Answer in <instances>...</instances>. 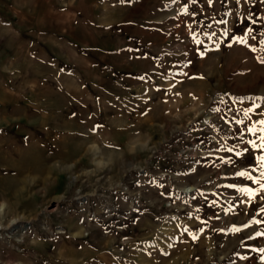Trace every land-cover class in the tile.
<instances>
[{"label": "rangeland", "instance_id": "rangeland-1", "mask_svg": "<svg viewBox=\"0 0 264 264\" xmlns=\"http://www.w3.org/2000/svg\"><path fill=\"white\" fill-rule=\"evenodd\" d=\"M166 31L155 72L0 109V264H264V0Z\"/></svg>", "mask_w": 264, "mask_h": 264}, {"label": "crops", "instance_id": "crops-1", "mask_svg": "<svg viewBox=\"0 0 264 264\" xmlns=\"http://www.w3.org/2000/svg\"><path fill=\"white\" fill-rule=\"evenodd\" d=\"M178 13L179 0H0V109L26 101L25 90L35 103L52 85L81 91L100 75L155 72L147 64Z\"/></svg>", "mask_w": 264, "mask_h": 264}, {"label": "snow or ice", "instance_id": "snow-or-ice-1", "mask_svg": "<svg viewBox=\"0 0 264 264\" xmlns=\"http://www.w3.org/2000/svg\"><path fill=\"white\" fill-rule=\"evenodd\" d=\"M242 123V121H241ZM260 124H264V121H260ZM249 131H252V129H249ZM262 141H264V136H262L260 138ZM256 145L253 144V147H255ZM259 161H261V167H264V156L258 157L257 158ZM238 175L244 176L246 175L245 173H239ZM261 177H264V172H261ZM255 182V181H254ZM261 188H264V184L261 185ZM243 191H248L247 189H244ZM261 233H257V235H260ZM261 251H264V249H262Z\"/></svg>", "mask_w": 264, "mask_h": 264}]
</instances>
